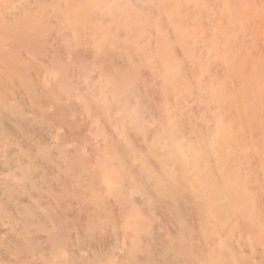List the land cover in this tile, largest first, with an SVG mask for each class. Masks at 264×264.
Instances as JSON below:
<instances>
[{
	"label": "bare ground",
	"instance_id": "obj_1",
	"mask_svg": "<svg viewBox=\"0 0 264 264\" xmlns=\"http://www.w3.org/2000/svg\"><path fill=\"white\" fill-rule=\"evenodd\" d=\"M156 1L167 4L164 0ZM167 1L170 3V8H165L167 10L165 13L167 22L173 29L172 32L176 34L175 40L171 42L169 38L162 36L161 27L156 26L154 28L158 35L156 46L153 51L150 49L147 51L146 48L140 46L137 39L142 38L148 31L149 28L146 26L154 25L148 22L150 21L149 13L144 17L142 10L135 8L129 0H0V147H4L2 150L5 149L3 151L5 155L13 153L9 159L6 155L7 160L3 158L2 162H6L11 168L13 173L9 174L11 175L9 181L20 193L19 197L22 202L29 201L33 196L45 200L31 206L36 211L34 220L44 222L49 228L48 230L53 231L51 236L49 235L51 240L54 239L50 246L52 260L49 263L39 262L41 264H71L69 248L74 243L73 239L79 238V233L75 234L76 237H72L73 243L69 241L68 245L67 239L69 238L63 229L68 221V215L70 216V214H66V211L70 210L71 205L74 204L79 208L77 214L78 210L85 212L88 223L87 231H100L108 225L113 229L121 225L123 230L122 239L119 237L116 240L119 243L122 242L121 246H117L120 244L115 242L116 246L113 244L114 246L110 250H106L101 245L97 251L93 252L92 257L82 254L88 260L87 263L85 260L81 261L82 264H118L119 260L121 261L119 264H139L138 254L145 251L143 244H151L154 239L152 240V237L151 242H147L150 238L146 236L149 231L143 218L145 209L142 210L135 205L134 194H138L146 202L154 197L156 200L157 198L172 199L174 195L183 192L191 202L197 199L199 203H196V206L202 216H200V212L197 214L203 217V224L201 226L199 224L201 235L206 240L212 238L207 241L214 245L215 243H211V241L216 239L215 237L220 238V244H216L220 248L219 251L216 250L217 253L207 255L204 264H239L237 254L235 256L234 253H229L233 249L226 250L230 242H227L230 230L235 229L242 222H244L242 226L246 225L250 230L261 229L264 225L261 223L263 220L258 219L255 207H250L249 198L244 196L246 178L248 179L249 174V172L246 174L244 164L248 161L249 154L242 149L244 145L241 142L243 140L238 139V141V136L235 135L237 127L238 130L239 128L242 130L243 120L247 126L256 124H252V120L257 116L255 109L264 92L260 88V74L243 83L237 96H230L223 82L217 83L215 86L212 85L206 92L210 95L211 101L218 104V109L213 111L214 113L212 112L211 137L208 138L204 147L201 142L200 144L196 142L197 145L194 143L195 146L200 147H193L194 145L191 146L190 143L185 142L181 120L176 117L177 115H171L168 108V94L175 96L180 88L183 93H188L183 71L176 61L172 48L177 44L183 53L190 57L189 52L194 50L192 49L194 46L199 45V43H195L199 42L202 37V34L199 33V31L202 32L201 29L197 28L198 24L195 23L196 28H188L179 23L182 20H180L182 16L179 15L184 14L181 10L182 6L185 7L184 3L197 6L201 0ZM226 1L230 4L224 16L226 23L214 24L209 42L212 46L222 44H220L223 47L221 57L226 64L237 61L236 68L230 70V74H236L245 65V60L242 61L237 57V49L241 46L246 49L255 47L253 39V41L250 38V41L244 42L238 36L241 38L257 36L260 39L259 43L262 40L264 44V35L260 34L261 30L264 33V0ZM166 4L164 7H167ZM53 31L59 40L61 39L62 42H59L62 43V46L65 45V48L63 49L59 43L57 46L59 49L55 46L54 48L57 50L53 48L55 51L52 49V52L50 51L51 53L46 54L43 58L37 50L40 38L43 34L50 35L49 32L53 33ZM50 38L49 40H51ZM123 39L127 41L126 47H124L126 44L122 43ZM189 40L192 41L191 45L188 44ZM220 46L219 48H222ZM78 47L83 48L91 59V65L96 70L94 68L91 70L86 62H80L81 64L75 62V58L77 57V60L80 56L75 51ZM124 48H126L125 51H123ZM214 48L218 49V47H212V49ZM212 49L205 61L199 60L202 53L200 56L191 54L193 58L197 56L196 61H198L201 73L209 74L211 58L216 56L215 53L220 50L214 52V49L211 53ZM139 50L142 52L141 54L137 53ZM75 52L78 54L76 57ZM219 54L221 53L219 52L218 56ZM134 59L139 61L137 65L148 66L152 73L161 76L162 88L160 92L163 99L158 116L168 117L157 126L158 134L152 139L147 153L141 157L135 153L136 149L132 138L140 135L145 139L147 132L153 129H148L140 101H132V98L136 97L139 79V66L136 65ZM256 65L258 67V64ZM124 67L131 69L127 72ZM91 71H96V74L92 75ZM204 86L198 82L197 91L204 90L205 92L207 86L206 88ZM257 97L259 101H257ZM232 107H236V119L226 121L225 117L221 118L222 110L226 109L227 112ZM75 115H84L82 120L86 123L84 132L87 131V134L79 132L76 128L73 130L71 124H73L72 119ZM74 120L77 122L78 119ZM259 124L263 125V122ZM76 126L79 128L78 125ZM247 126L245 127L247 128ZM245 127L243 126V128ZM43 132L50 136L47 138L51 140L48 145L44 144L48 142H45L46 139H44V143L41 140ZM47 134L46 136H48ZM116 139L125 142L123 151L116 146L118 143ZM13 144H16L14 146L17 148L9 152V147ZM89 144L102 148L105 155L103 154V157L94 156L92 153L94 149L90 148ZM22 145L24 146L22 147ZM260 149L264 151V147H260ZM262 153L264 154V152ZM97 154L95 152V155ZM134 161L137 162L139 168L136 172L132 169ZM68 193L71 199L63 200L64 195ZM181 195L183 196V194ZM138 200L141 201L136 198L137 204H140ZM262 200L264 201L263 198ZM160 201L164 202V200H159L157 203L160 204ZM175 203L179 205L181 202ZM163 207L167 208L168 206L164 205ZM117 208L121 212L129 210V215L121 214L122 220H119ZM258 209L257 211L261 208ZM157 210L159 209L157 208ZM191 210H193L192 207ZM74 212L76 211L73 210ZM262 212L264 213V210ZM261 216L263 217V214ZM8 226H6L7 229L11 228ZM2 230L1 232L6 231ZM186 235L188 236V234ZM233 235L230 234L232 239ZM237 235L236 237H238ZM26 236L22 240L17 236L20 241L11 246L6 245L4 250L2 249L4 251L2 254L13 255L16 262L24 259L29 261V264H33V260H31L33 245L30 238ZM145 236L147 243L144 242ZM199 236L197 237L200 238ZM243 236L242 243H244ZM248 237L252 240L250 235ZM244 238L246 237L244 236ZM241 239L239 240L242 241ZM86 241L88 242V240ZM252 242L255 241L252 240ZM3 243L0 244V247ZM238 243L234 245L239 247L241 242ZM105 244L107 243H104V246H106ZM88 245L91 247L93 244L89 243ZM88 245L87 247H89ZM260 245L262 247L260 246L253 253L250 252L251 257L255 260L252 258L249 261H244L245 264H264V243H260ZM193 246L195 245L193 244ZM193 246L191 245V248ZM203 246H199V249ZM115 249L119 251L114 252ZM235 250L236 252L240 251L239 248H235L233 251ZM247 250H251V248L246 249L245 252ZM186 252L187 250H184V253ZM243 255L241 254L239 257L243 258ZM38 257L41 256L38 255L37 259ZM78 257L81 258V254ZM144 257L146 258L145 255ZM81 262H77V264Z\"/></svg>",
	"mask_w": 264,
	"mask_h": 264
},
{
	"label": "rangeland",
	"instance_id": "obj_2",
	"mask_svg": "<svg viewBox=\"0 0 264 264\" xmlns=\"http://www.w3.org/2000/svg\"><path fill=\"white\" fill-rule=\"evenodd\" d=\"M129 1L131 2V4L135 8L142 10V12L144 13V17H145V14L149 13L148 15L150 16V21H148V22L150 24L154 25L152 27L146 26L149 28V29H147L148 31L143 35L142 38L137 39V41H138V43H140L141 47L146 48V50L147 49H150L151 51L154 50V48L156 46V42L158 40L157 32L154 29L156 26L161 27L160 32H161L162 36H166L167 38H169L171 40V42H174L176 34H174V32H172L173 29L169 26V24L167 22V15L165 13V11H167L165 8H170L169 7L170 3L167 0H164L167 2V4L165 2H163L164 4L161 2L159 3L156 0H129ZM165 4L167 5V7L166 6L164 7ZM184 5H185V7L182 6V9H181L184 12V14L179 13L180 14L179 16H182L180 18V20L181 19L182 20H181V22L178 21L179 19L177 21L179 23H181L182 25L184 24L188 28H192V29L196 28L195 23H196V25L198 24L197 28L201 29L202 32L199 31V33L202 34V37L200 38V40H199V38L197 39V41L199 40V42H195V43H199V45L194 46L195 48L198 47L196 50L193 46H191V47H193L192 49H194L191 51L192 53L189 52V56L191 58L186 56L188 54L183 53V51L181 50L179 45L173 44L174 47L172 49L174 52V56L176 58L178 65L180 66V68L183 71V77H184V80L186 81V84H187L188 93L187 94L183 93V91H180V89H181L180 88V89H178V91H179L178 94H176L175 96L174 95L171 96V94H168V98H169V100H168V106L169 107L168 108H169V112L171 115L172 114H173V116L177 115L176 117L181 120L182 134L184 136L183 140L187 143H190L191 146L194 145V143H195V145H197L198 143L200 144V142H201L202 146L204 147L206 145L205 144L206 141L209 140L208 138L211 137V133H212V121H211L212 114L218 109V106H217L218 104L216 105L213 101H211L210 95L206 91H209L210 88L212 87V85L215 86V84L223 82V84L226 88V91H228V94L230 96H237L240 93L242 84L247 82L251 77H254L257 74H260V77H259L260 88H262L264 91V74H263V72H264V49H263L264 44L262 43V40H261V43H259L260 39H258L257 36L256 37L255 36H253V37L248 36V37H243V38L238 36V38L241 40H244V42L250 41L253 39L254 40L253 45L255 47L246 49V47L241 46V48L237 49V51H238L237 57L241 58L242 61L245 60V65L240 68V71L238 73L230 74V70L231 69L234 70L236 68L237 61H234V62L231 61L230 64H226V62H224L222 57H221L223 55V52H222L223 47L220 46L221 43H219V46L222 48H219L218 44H217V46H212L211 42H209V40H211V37H212V33H213L212 27L214 26V24H219V23L225 24L226 23L224 16L227 12L226 9L229 7L230 4L226 0H201L197 6H193L192 4H185V3H184ZM181 10H179V11H181ZM183 12H181V13H183ZM175 25L176 24H174V26ZM261 31H262V33H260V34L264 35L263 30H261ZM51 32H49L50 35H44L43 34L41 36L40 43L37 47L39 55H41L43 58H45L46 54H48V53L50 54L52 52V49L55 46H56V48H58L57 46L59 43L62 46L61 39L59 40V37L57 36V34H55L54 31H53V33H51ZM199 37H200V35H199ZM49 38L51 40H49ZM59 41H61V42H59ZM122 43L126 44V45H124V47L127 46L126 40L123 39ZM190 43L192 44V41H190L188 44H190ZM62 47L64 49L65 45ZM62 47H61V49H62ZM212 47H216V48L218 47V49L214 48L215 49L214 50V49H212ZM56 48H54V49H56ZM54 49H53V51H55ZM210 49H212L211 53L213 52V50H214V52H217L216 50L220 49L219 52L221 54H219V56H218L219 52L215 53V55H216V56H214L215 58L214 57L211 58L212 60L210 62L211 67L209 70V74L208 73L204 74V73L200 72V69L198 66V61H196V60L198 59L197 56H200L201 55L200 53H202V55L200 56L201 59L199 58V60L203 59L205 61L207 56H209L208 54L210 53ZM125 50H126V48L123 49V51H125ZM75 51L80 55L79 59L76 60V58H77L76 55H78V54L75 52V57H76L75 62H79V64H81L80 62H84V63L86 62V65H88V67L91 70L93 68L96 70V68L91 65V63H90L91 59L84 52L82 47H78ZM137 53L141 54L142 52L139 50V51H137ZM198 53H199V55H198ZM132 54H130V55H132ZM191 54L197 55V56H195L196 58L194 57L195 58L194 59ZM132 56H134V54ZM134 60L136 61V65L139 64V61L137 59H134ZM256 64H258V67ZM73 66H75V64H73ZM137 66H139V65H137ZM124 68H125L124 70L127 72L131 69V68H127V67H124ZM258 68H260V69L258 70ZM190 70H191V72H190ZM90 73L92 75H94V74H96V71H94V72L91 71ZM190 75H192V76H190ZM138 76H139V79L137 81L138 86H137V91L135 93L136 97L132 98V101L133 102L136 100L140 101V103L144 109V115L143 116H145V118H146L145 122L148 126V129L149 128L153 129L152 131L147 132L145 139L143 137H141L140 135L135 136L134 139L132 138V140L134 141L135 149H136L135 153L141 157L147 153V148L151 145L152 139L154 138V136H156L158 134L156 132L158 129L157 126H159L161 123H163L168 117L163 116V115H161L162 117L158 116V115H160L159 114V107H160V105L162 103V99H163V96L160 92L161 88H162L161 76L159 74L155 75L154 73H152V71L150 70V68L148 66H143V65H140L138 67ZM198 82H201V85H203V86L205 85L204 88H206V86H207V88H206L207 90H205V92H204V90H202L200 92L197 91ZM140 86H141V88H140ZM198 92H199V94H198ZM201 93H203V94L201 95ZM261 95H263V96H261ZM261 95H260L261 96L260 101H259L258 97H257L258 100L256 98V100L259 101L260 103H257V108L255 109L256 110L255 114L257 113L256 114L257 116L255 115L256 116L255 119L252 120V122H253L252 124H254V123H256V124L247 126V125H245V122L243 120V123H244L243 126L244 127L247 126V128L246 127L243 128V126H242L241 127L242 130H240V128L238 130V127H237V129H236L237 133H235V135L238 136V137L236 136L237 140L238 139L243 140L242 141L243 143L241 142V144L244 145L242 147V149L245 150L249 154L248 161H246L245 162L246 164H244V167L246 169V174L249 172V174L247 176L248 179L246 178L247 182L245 184L244 196L249 198L248 202H249L250 207H252V208L255 207L254 210L256 212V215H257L259 220H263V221H261V223L263 225L264 213L262 211L264 210V201L262 200V198L264 199V187H263L264 186V154L262 152H264V151H263V149H260V147H264V92ZM172 98H173V100H172ZM179 98H180V100H179ZM254 105H256V104H254ZM225 110H222L225 113L222 112L223 115H221V118L223 117V119H224V117H225L226 121L227 120L232 121V120L236 119V112H235L236 107H232L231 109L227 110V112ZM178 114H179V116H178ZM77 115H79V114H77ZM77 115H75V117L72 119V123L74 124L75 118H76V120L78 119L80 121L77 120V122L75 121L74 125L71 124L73 130L76 128V130H79V132H81V133L83 132L84 134H87V131L84 132V130L86 129V123L82 120L83 119L82 117H84V115H82V116L81 115L77 116ZM256 118H258V119H256ZM151 120L152 121L154 120V122H152ZM260 122L261 123L263 122V125L259 124ZM198 124H200V125H198ZM76 125H78L79 128ZM251 126H253V127L250 128ZM46 134L47 133H45V132L42 133L43 137H41L42 138L41 140L43 142L44 139H46L45 142L46 141H48V142L47 143L43 142V143L48 145V143H50L51 140L47 139L50 136L48 134H47L48 136H46ZM116 140L118 142L116 144V146L118 147L119 150L123 151V149L125 148V145H126L125 142L124 141L120 142L121 139H116ZM196 142H197V144H196ZM12 143L13 142L11 141V144ZM14 145L16 146V144L12 145L14 148L10 145L9 152H11L12 150H15L17 148ZM195 145L193 147H200V146H195ZM23 146L24 145H22V147ZM89 147L94 149L92 152L94 156L103 157L105 155L102 148H98V146H95V145L91 146L90 144H89ZM3 148L4 147H2V148L0 147V166H1L0 167V177H1L0 178V189H1L0 190V192H1L0 193V244L5 242V241L6 242L3 243V245H1V247H0V258H1L0 264H12V263L13 264H17V263L18 264H24L25 262H26L25 264H27V263L29 264V261L27 262L24 259L19 261V262H16L15 257L13 255L2 254V252L4 253L3 250L6 247V245L11 246L14 243H18L20 240L24 239V237L26 235H27L26 236L27 238H30V241L33 245V252H32L33 258L31 259V260H33L32 261L33 264H35L37 261L38 262L36 264H41L39 262L49 263L52 260L51 247L50 246L52 245V241L54 240V239L51 240L50 239L51 237L49 238V235L51 236L53 231L48 230L49 228L47 227V225L44 222H42V221L37 222V220L36 221L34 220L36 217V215H35L36 211H34V209H32L34 203H38L40 201H45V200L37 199L36 197L33 196L32 199H30L29 201L26 200V201L22 202L21 197H19L20 193L18 192V190L15 189L13 183L11 181H9V178L11 177V175H9V174L13 173L12 170H11V168H9V166L7 165L6 162H4V163L2 162L4 160H7V158L8 159L11 158L13 156V153H10V155L6 154V155H8V157H7L4 154L5 152H3V151H5V149L2 150ZM11 148H13V149H11ZM257 148L260 150H258ZM261 150H262V152H261ZM95 152H96V154L97 153L98 154L95 155ZM9 156H11V157H9ZM3 158H4V160H3ZM137 165L138 164L136 161H134L132 163V169L135 172L137 170H139ZM245 165H247L248 167ZM2 168H4V169H2ZM1 175L5 179H3ZM8 175H9V177H8ZM252 177H253V179H252ZM10 184H12L13 186ZM15 194H16V196H15ZM181 194H183V196ZM69 196H70L69 193L67 195H64L63 200L71 199V198H69ZM135 197L137 199L139 198L141 200V201L138 200V202H140V204L139 203L137 204ZM174 198L177 200H175ZM133 199H134V201H135L134 203L137 207H139L140 209L142 208V210H143V208L145 209L144 212L146 214L144 213L143 218L146 221L147 228L149 231V234L146 236L147 237L149 236L148 238H150V239H149V241L145 240L146 239V236H145L144 242L150 243L151 238L153 237L152 240L154 239L153 240L154 242L152 241L151 244H148V245L143 244V248L145 247L146 249L144 248L145 251L138 254L139 264H142V262H143V264H199V263L204 264V259L207 258V255H210L211 253H214V252L217 253L219 251L220 248H218L219 246H217V245L220 244V238L218 239V237H215L216 239H213V241H211V243H215V245H214V244L208 243V241H207V240H212V238H208L206 240V238H204L200 233V226L203 224V217H200V216H202L201 211L196 206L197 205L196 203H199L197 199H195L196 201L193 200L194 202L193 201L191 202V200L187 199V196L185 197L184 192L180 193L178 195H174L172 199L171 198H167V199H158L157 198L158 201L164 200V202L160 201L161 202L160 204H158L159 202L156 200L155 197L146 202V200L144 198H142L138 194H134ZM30 201H32V202H30ZM153 201L156 204H152V203H154ZM21 202H22V204H21ZM175 202H178V203L181 202V203L179 205H176L177 203H175ZM256 203L259 204L258 206H260V207H258ZM21 205H22V207H21ZM74 205H71V209L66 211V214L67 215L70 214V216L68 215V221L65 223L64 229H63L65 231V233H67V236L69 238V239H67V243L69 241L71 243H73L72 237H76L75 234L79 233L78 234L79 238L76 237V238H78L77 240H75L76 238L73 239L74 240L73 244H75V245L71 244L70 248L68 247L69 250H71L70 251L71 252V264H77V262H81L84 260L87 263L88 260H86L84 255H86V257L90 255L89 257H92L93 252L97 251L101 245H102L101 247L103 249H106V250H108V249L110 250L114 246L113 244H115V246H116L115 242H117V244H120L117 246H121L122 242L120 241L121 243H119L118 241H116V240H118L119 237H120L119 239H122L123 230L120 227L121 225L117 226L115 229L111 228L112 227L111 225H110L111 227H109V225H108L107 227H104L100 231L99 230L98 231L93 230L91 232L87 231V228H88L87 224L88 223H87V219L85 217V212L82 210H78L80 213L78 212V214H77V209H79V208L77 207V205H75V206ZM164 205H165V207H167V206L168 207L164 208L163 207ZM14 206H15V208H14ZM29 206L31 209L29 208ZM152 206H154V207H152ZM185 206H187V207H185ZM191 207L194 211L195 210H197V211L194 212L193 210H191ZM152 208H154V209H152ZM157 208L159 210H157ZM258 208L259 209L261 208V209L259 210ZM146 209L148 210V212H146L147 211ZM257 209L259 211H257ZM28 210H29V212H28ZM30 210H32V211H30ZM73 210L76 212L73 213ZM20 211L22 213L24 212L25 214L24 213L23 214L18 213ZM116 212H118L119 216L118 215L117 216H118L119 220H122L121 214L125 215V216L129 215L128 214L129 210H122V212H121L117 208ZM198 212H200L201 215L197 214ZM148 213H150V214H148ZM262 214H263V217L261 216ZM33 215H34V217H33ZM4 217L8 218L7 221H5L6 218L4 219ZM20 217H21V219H20ZM9 219H12V220H9ZM23 220H25V221H23ZM198 220H199V222L197 223ZM241 221H243V220L241 219ZM8 223H10V224H8ZM119 223H121V222H119ZM242 223H244V222H242ZM242 223L241 224L239 223V226H237L235 229L232 228L230 230L228 241H227V242H229V241L230 242H229V246H227V248H226L227 251L228 250L230 251L231 249L234 250L235 248L236 249L239 248V250H240V251L238 250L239 252H236V250L235 251L232 250L233 252L232 251L229 252V253H234L235 256L237 254L236 257L238 259L237 262L239 264H245L246 261L251 260L253 258V257H251V253H253V251H256V249L260 248V246H261L260 243H264V225L262 226L263 229L262 228L261 229L253 228L250 230L249 227H246L245 224H244L245 226H242ZM199 224H200V226H199ZM8 225L11 226V228H9L10 230L6 228V226H8ZM152 225L155 227H153ZM85 227H86V229H85ZM2 229L3 230L7 229V230L3 231ZM246 229H248V230H246ZM1 230L3 232H5L6 234L1 232ZM49 231H50V233H49ZM181 232H183V233H181ZM186 234H188V236ZM230 234L231 235L234 234L233 235V239L235 238L234 240L232 239ZM183 235H185V236H183ZM236 235L238 237H236ZM239 235H240V238H239ZM241 235L242 236L244 235L247 238L246 239L243 236L245 244L242 243L243 240L241 239L242 238ZM249 235L251 236V239L253 241H255L254 243L252 242V240L249 239L250 238V237H248ZM8 236H11V237H8ZM17 236H19V238H21V239L18 240L19 238ZM95 236H96V239H95ZM197 236H199L200 238H198ZM13 237L15 238V240ZM5 239H7V240H5ZM85 239L88 240V242ZM155 239H156V241H155ZM239 239H241L242 241H240ZM248 239L250 240L249 241L250 244L248 242ZM187 240L190 241L189 242V244L191 243L190 245L188 244ZM191 240H193V241H191ZM200 240H201V243L204 242V244H201ZM202 240H204V241H202ZM76 241L79 244H77ZM206 241H207V243H206ZM233 241H235V242L233 243ZM239 241L242 243V245ZM245 241H247L248 243ZM70 242L68 243V245L70 244ZM238 242L240 243L239 247L234 245ZM89 243L93 244L94 246L91 245V247L93 246L91 248L88 245ZM104 243H107V244H105L106 246H104ZM154 243H156V244H154ZM193 244L195 246H193ZM206 244L207 245L209 244L208 245L209 247L211 245V247L207 248ZM87 245L89 247H87ZM191 245L193 246L192 247L193 249L191 248ZM243 245H245L244 246L245 248L243 247ZM247 245H249L248 248H246ZM83 246H85L84 250H83ZM199 246L204 247V248L203 247L200 248L203 251H201L199 249ZM232 246H235V247H232ZM254 246L255 247L257 246V247L255 248ZM94 248H95V250H94ZM250 248H251V250H247V252H245L246 249H250ZM171 249H172V251H171ZM195 249H196V251H195ZM72 250H74V251H72ZM184 250H187V252L184 253ZM216 250H217V252H216ZM226 250H224V251L227 252ZM242 250H244V251H242ZM116 251H117V249H115L114 252H116ZM174 251H176V252H174ZM197 251H199V252H197ZM72 252H74V253L76 252V253L75 254L73 253L74 254L73 255ZM206 252H207V254H206ZM197 253H198V255H197ZM200 253H201V257H200ZM80 254H81V258L78 257V256H80ZM82 254H84V255H82ZM241 254H244L243 258L239 257V256H241ZM38 255L41 257L40 258L38 257V259H37ZM144 255L146 256V258L144 257ZM35 256H36V258H34ZM73 256H74V258H73ZM75 256H76L77 260L75 259ZM5 257H9V258H5ZM43 257H45V259H43ZM78 258H79V260H78ZM83 258H85V259H83ZM7 259H11V260H7ZM35 259H37V260H35ZM73 259H75L76 261ZM186 259H187V261H186ZM2 261H4V262H2ZM199 261H201V262H199ZM119 262H121V261L119 260ZM119 262H118V264H119ZM78 264H82V262L78 263Z\"/></svg>",
	"mask_w": 264,
	"mask_h": 264
}]
</instances>
